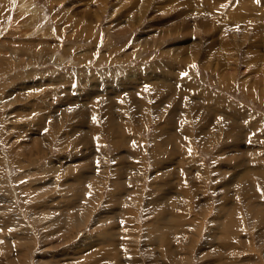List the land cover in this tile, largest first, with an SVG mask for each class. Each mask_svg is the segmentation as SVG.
<instances>
[{
    "label": "rangeland",
    "instance_id": "rangeland-1",
    "mask_svg": "<svg viewBox=\"0 0 264 264\" xmlns=\"http://www.w3.org/2000/svg\"><path fill=\"white\" fill-rule=\"evenodd\" d=\"M230 263L264 264V0H0V264Z\"/></svg>",
    "mask_w": 264,
    "mask_h": 264
},
{
    "label": "bare ground",
    "instance_id": "bare-ground-1",
    "mask_svg": "<svg viewBox=\"0 0 264 264\" xmlns=\"http://www.w3.org/2000/svg\"><path fill=\"white\" fill-rule=\"evenodd\" d=\"M194 47V46H193ZM178 51V50H177ZM86 193V192H85ZM84 211V210H83ZM236 213H239V214H241V212H236ZM72 215V214H71ZM71 215H70V217H71ZM74 216V215H73ZM72 216V217H73ZM75 217V216H74ZM71 219V218H70ZM74 221V220H73ZM75 222V221H74ZM83 222V221H82ZM249 259V258H248ZM213 262V261H212ZM231 264V263H230ZM248 264V263H247Z\"/></svg>",
    "mask_w": 264,
    "mask_h": 264
}]
</instances>
